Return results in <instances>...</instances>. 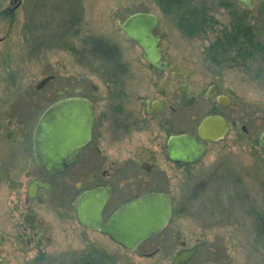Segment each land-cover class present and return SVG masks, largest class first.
Returning a JSON list of instances; mask_svg holds the SVG:
<instances>
[{
    "label": "rangeland",
    "instance_id": "rangeland-1",
    "mask_svg": "<svg viewBox=\"0 0 264 264\" xmlns=\"http://www.w3.org/2000/svg\"><path fill=\"white\" fill-rule=\"evenodd\" d=\"M195 3L209 8L219 23L206 35L191 37L156 0H22L13 15L8 12L13 0H0V259L10 264H83L89 256L90 264H169L185 237L191 245L208 241L194 262L264 264V155L259 144L264 130V53L246 64L234 56L216 58L215 63L209 50L230 26V9L224 5L229 3L250 20L264 47V0H253V7L240 0ZM140 11L158 15L156 31L163 34L164 46L193 77L227 92L230 103L224 111L230 117L236 114L238 124L191 166L190 182L175 187L169 224L142 248L151 252L156 241L173 236L158 254L143 257L124 250L99 232L83 229L74 211L67 215L52 200L35 206L50 225L52 242L46 247L26 246L22 239L28 238V230L22 215L27 182L40 173L32 135L47 102L44 94L54 92L59 80L72 74L87 80L92 64L97 71L113 69L112 62L91 55L93 38L109 39L135 61L141 50L120 24ZM49 74L59 78L37 89ZM95 80L104 85L98 74Z\"/></svg>",
    "mask_w": 264,
    "mask_h": 264
},
{
    "label": "flooded vegetation",
    "instance_id": "flooded-vegetation-1",
    "mask_svg": "<svg viewBox=\"0 0 264 264\" xmlns=\"http://www.w3.org/2000/svg\"><path fill=\"white\" fill-rule=\"evenodd\" d=\"M15 6L14 3L8 11L11 15L18 8ZM157 26L153 32L161 39L160 61L164 65L163 68L150 64L139 45L126 35L120 25L127 39L141 50V54H135V61L128 59L121 48L109 39L93 38L90 41L91 55L112 62L113 69L104 68L103 72L100 69L97 71L98 68L92 64L91 75L87 80L79 79L78 74H72L62 80L65 85L59 80L60 85L55 86L54 92H45L47 102L35 127L46 109L53 103L70 97L88 101L94 122L88 140L70 154L62 171L51 175L47 174L35 158L33 132L32 153L40 173L30 178L26 186V213L22 215L23 224L28 230V238L22 239L26 246L35 243L37 246L46 247L52 242L50 225L35 209L37 204L43 205L50 200L54 201L57 209L67 215L68 211H74L75 219L83 229L99 232L113 241L107 234L98 229L86 228L78 221L77 201L82 193L91 189L108 188L111 192L103 210V222H107L122 205L153 192H161L171 198L173 216L176 203L175 187L190 182L191 166L206 153L195 162L174 160L170 156L171 138L184 134L198 137L199 126L208 116L225 118L229 125L227 135L231 128L237 126V115L230 117L224 111V107L230 103L227 92L216 83L207 85L193 77L188 67L167 51L163 34L156 31ZM65 68L67 69L66 64H63V70H66ZM97 74L104 85L96 83ZM49 76L52 78L39 90L59 78L57 74H49L47 77ZM223 139L202 142L208 151L211 145ZM31 182L35 186L33 196L29 195ZM27 214H31L28 218L34 221L26 222L24 219ZM164 229L151 240L139 245L136 251L113 242L139 256L151 257L158 254L163 245L174 240L171 236L166 240L156 241L157 246L151 252L142 251V248L150 246ZM179 245L180 248L174 252L169 264H173L178 251L194 246H198V250L185 264H222L215 261L194 262L201 250L207 247L208 241H197L191 245L190 239L183 237L179 240ZM86 258L83 264H90L89 256Z\"/></svg>",
    "mask_w": 264,
    "mask_h": 264
},
{
    "label": "water",
    "instance_id": "water-1",
    "mask_svg": "<svg viewBox=\"0 0 264 264\" xmlns=\"http://www.w3.org/2000/svg\"><path fill=\"white\" fill-rule=\"evenodd\" d=\"M248 7H253V0H240ZM19 6L22 0H13ZM159 23V17L152 12H135L120 25L126 35L134 40L144 53L145 59L155 67H164L160 58L162 48L159 46L160 36L153 31ZM2 38H0V41ZM52 76L39 82L41 89ZM94 115L86 99L70 97L53 103L41 115L34 130V155L37 162L48 175L62 171L66 159L80 145L85 143L91 132ZM247 132L246 126L242 128ZM229 131L228 122L221 116H208L198 130V137L178 135L170 140V156L174 160L195 162L207 151L202 142H215L223 139ZM259 144L264 155V130ZM35 186L29 185V195H34ZM111 192L108 188H96L82 193L77 201L78 221L86 228L98 229L107 234L114 242L128 250L136 251L138 246L151 240L169 223L172 216L171 198L161 192H153L134 199L119 207L107 222H103V210ZM27 214L26 222H32ZM198 246L182 249L177 252L173 264H185L196 254ZM0 264H10L0 259ZM216 264V263H204Z\"/></svg>",
    "mask_w": 264,
    "mask_h": 264
},
{
    "label": "trees",
    "instance_id": "trees-1",
    "mask_svg": "<svg viewBox=\"0 0 264 264\" xmlns=\"http://www.w3.org/2000/svg\"><path fill=\"white\" fill-rule=\"evenodd\" d=\"M156 1L165 13L176 17L179 26L188 36L206 35L207 31L215 30L219 23L209 8L197 7L195 0ZM224 5L230 9V26L222 30V34L210 45L213 61L217 63L216 58L225 61L234 56L246 64L258 55H263L264 47L257 39L250 20L230 3Z\"/></svg>",
    "mask_w": 264,
    "mask_h": 264
}]
</instances>
